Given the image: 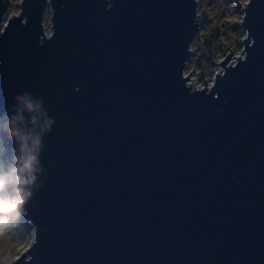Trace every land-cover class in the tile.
<instances>
[{"label":"water","instance_id":"obj_1","mask_svg":"<svg viewBox=\"0 0 264 264\" xmlns=\"http://www.w3.org/2000/svg\"><path fill=\"white\" fill-rule=\"evenodd\" d=\"M195 5L20 0L6 18L0 111L30 91L55 119L7 264H264V0L200 88L183 75Z\"/></svg>","mask_w":264,"mask_h":264},{"label":"clouds","instance_id":"obj_2","mask_svg":"<svg viewBox=\"0 0 264 264\" xmlns=\"http://www.w3.org/2000/svg\"><path fill=\"white\" fill-rule=\"evenodd\" d=\"M54 124L43 96L30 91L14 93L0 111V232L13 227L30 202L35 206L32 197L47 179L41 154Z\"/></svg>","mask_w":264,"mask_h":264},{"label":"rangeland","instance_id":"obj_3","mask_svg":"<svg viewBox=\"0 0 264 264\" xmlns=\"http://www.w3.org/2000/svg\"><path fill=\"white\" fill-rule=\"evenodd\" d=\"M19 1L20 0H9V6L7 11L4 13L0 21V31L1 27L6 24V18L12 15H16L19 12ZM13 2V4H11ZM245 0H195L196 8V19L198 22V30L189 44V55L188 59L194 55L192 47L197 45L199 50L198 53L202 58H209L212 64H205L201 62V67L196 68L194 65L191 66L190 63L185 62L183 68V75H188L186 83L193 88H200L203 85L207 86L212 78V74L220 69V60L229 52L230 60L239 55L241 39L243 32L238 26L239 18L241 12L239 11ZM49 6H45L42 16V26L43 32L48 35L50 32V21H49ZM208 45L207 48L204 45ZM187 59V60H188ZM190 64V66H189ZM202 73L208 72L205 75H200ZM205 81V83L203 82ZM21 227L23 238L21 243L16 247V249L11 254L8 261L19 254V252L26 246V243L30 240L31 229L22 223L19 219L17 222ZM14 234L15 225L11 228H7L0 232V256L6 251L5 245H9L10 240L8 236L10 231ZM5 262V264L8 263Z\"/></svg>","mask_w":264,"mask_h":264},{"label":"trees","instance_id":"obj_4","mask_svg":"<svg viewBox=\"0 0 264 264\" xmlns=\"http://www.w3.org/2000/svg\"><path fill=\"white\" fill-rule=\"evenodd\" d=\"M12 1V0H11ZM11 4H13V2H11ZM196 36V35H195ZM193 41V40H192ZM207 44L204 45L205 48H207ZM192 47V50H193V54L192 55L193 57L189 58L187 60V63H190L191 66H195L196 68H200L201 67V62L205 63V64H212L213 62H211L209 60V58L205 57V58H202V56L198 53V46L197 45H194V46H191ZM189 64V66H190ZM190 66V67H191ZM200 71V75H205L206 73L209 74V69H208V72L206 73H202L201 70L199 69ZM10 231V235L8 236V238L12 241H10L9 245H5L4 247L6 248V251L4 252V254L2 256H0V264H5L6 261H8V259L10 258L11 254L13 253V251L16 249V247L21 243L22 241V238H23V234H22V230H21V227L19 226L18 223L15 224V233L12 234V231Z\"/></svg>","mask_w":264,"mask_h":264},{"label":"bare ground","instance_id":"obj_5","mask_svg":"<svg viewBox=\"0 0 264 264\" xmlns=\"http://www.w3.org/2000/svg\"><path fill=\"white\" fill-rule=\"evenodd\" d=\"M190 86V85H189Z\"/></svg>","mask_w":264,"mask_h":264}]
</instances>
